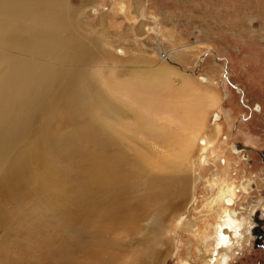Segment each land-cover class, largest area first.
I'll return each mask as SVG.
<instances>
[{
    "label": "rangeland",
    "instance_id": "rangeland-1",
    "mask_svg": "<svg viewBox=\"0 0 264 264\" xmlns=\"http://www.w3.org/2000/svg\"><path fill=\"white\" fill-rule=\"evenodd\" d=\"M63 5L68 11L67 29L51 26L49 22L34 17L31 14L34 6L25 11L0 0V29L9 27L13 41L22 40L25 44L22 51L14 49L17 56L4 51L0 52V57L5 56L8 64L21 66L25 62V50L32 46L30 39L33 35L37 37V43L33 46H37L51 32H59L91 50L92 57L83 65L99 90L102 85V82H98L99 77L107 81L109 74L125 78L134 71H156L150 68L162 66L167 69L168 66L190 78L196 86L210 90L217 96V105L206 107L205 132L213 135L214 141L206 152L200 154L197 148L193 153L187 172V193L182 198L174 196L168 201L161 197L168 210L161 208L156 211L153 203L148 205L145 219H151L155 213L158 217L163 215L161 218L164 219V226L160 228L161 243L155 247L161 253L160 264H184L188 257L191 264H203L206 256L218 248L214 241L216 234L209 232L215 227L216 215L223 204H213L216 212L210 204L222 195L226 185L237 189V198L230 208L249 216L254 222V229L258 226L262 235L258 236L252 230V238L246 241L245 233L236 234L238 242H228L227 246H223L225 253L221 264H264V223H257V220L264 222V160L261 155L264 151V0H64ZM5 61L0 65V78L8 74ZM33 62L39 70L41 65L47 63L49 69L54 67V71H60L56 87L50 95L52 99L71 69L64 63L54 61L48 51ZM173 83L175 86L178 83L176 76ZM158 90L164 98L169 97L166 89ZM107 102L113 107L117 103ZM117 115L118 112L110 113L101 123L111 126L113 135L117 136L121 155L130 161L131 181L152 186L159 170L145 167L136 160L134 134L125 131L119 122L124 118ZM128 116L131 118L130 113ZM57 131L71 135V138L67 135L69 141L65 148L84 144L88 151L99 149L96 148V140L87 134L79 133L78 136V133H70L66 127H58ZM88 131L92 129L89 127L86 133ZM121 131L126 134H121ZM139 136L144 143L151 144L148 137L141 133ZM39 141L42 143L44 137ZM88 142L91 143L88 145ZM236 144L246 147V150L238 149ZM234 148L239 151H233ZM13 150L14 144L5 149L6 159L1 161L0 149V182ZM64 157H55V162L54 156L49 155L51 164L59 168L57 166L56 171L51 170L53 173L47 170L46 180H49L45 190L37 195H27L18 204L20 207L5 196L1 197L5 208L12 213L10 219L13 226L8 228L7 223L4 225L3 219H0V264L52 262L49 261V250H46L49 243L43 238L49 234L51 222L54 221L57 228L61 224L58 225L56 218L49 220L53 216L52 210L42 212L35 210V207L43 197H50L56 174L59 171L61 174L69 172L75 165L70 156ZM83 170L76 165L72 173L81 180ZM247 181H253L255 185L244 193L240 185ZM167 187L173 189V184ZM27 189H30V185ZM149 193L153 195L155 191L151 189ZM50 202L49 198V205ZM120 205L124 207L126 204ZM20 218L23 219L18 225ZM248 224L249 220H246L242 228L245 229ZM97 226L87 227L85 232L88 238L99 228L104 237L116 235L125 243L120 248H114L117 250L112 255L104 257L108 264H111L113 257L128 254L126 247L129 244L125 235H133L125 233L124 226L110 225L107 221ZM140 234L135 233L136 240H140ZM152 235L150 231L141 238L147 240ZM94 240L91 238L89 242Z\"/></svg>",
    "mask_w": 264,
    "mask_h": 264
},
{
    "label": "bare ground",
    "instance_id": "bare-ground-1",
    "mask_svg": "<svg viewBox=\"0 0 264 264\" xmlns=\"http://www.w3.org/2000/svg\"><path fill=\"white\" fill-rule=\"evenodd\" d=\"M63 1L1 0L4 4L25 11L34 6L31 10L34 17L49 22L51 26L67 29L68 11L64 9ZM11 31L9 27L0 29V52L9 51L17 56L14 49L22 51L25 44L22 40L13 41ZM36 43L37 37L33 35L30 39L32 46L25 50V62L21 66L8 64L5 56L0 57V65L5 61L9 68L8 74L0 78L1 161L6 159L5 149L14 144L0 182V219H3L4 225L7 223L8 228L13 226L10 219L12 213L5 208L1 197L5 196L20 207L18 204L27 195H37L45 190L49 180H46L47 170L56 171L58 165L51 164L49 155H53L54 160L55 157L70 156L75 165L69 172L61 174L59 171L56 174L50 197H43L35 207V210L42 212L52 210L53 216L49 220L56 218L58 225L61 224L57 228L56 223L51 222L49 234L43 238L49 243L46 250H49L50 264H108L104 257L112 255L117 250L114 248H120L125 243L116 235L104 237L99 228L92 232L90 238L85 232L88 226L98 227L105 221L110 225H122L125 233L133 235H125L129 244L126 247L128 254L120 252L122 256L113 257L111 264H140L142 261L143 264H160L161 253L155 247L161 243L160 228L164 226V219L163 215L161 218L156 213L151 219H145L148 205L153 203L156 211L161 208L168 210L161 197L168 201L174 196L182 198L187 193V172L193 153L197 148L200 154L206 152L214 141L212 133L209 136L205 132L206 110L217 105V96L210 90L196 86L190 78L168 66L167 69L162 66L149 67L156 71H134L125 78L109 74L107 81L99 77L98 82H102L99 90L83 65L92 57L90 49L59 32H51L37 46H33ZM46 51L54 61L64 63L71 69L52 99L50 95L56 87L60 71H54V67L49 69L47 63L41 65L39 70L33 62ZM175 76L178 79L176 86L173 83ZM158 88L166 89L169 97L164 98L161 92L158 93ZM107 100L111 104L117 101L115 107L109 106ZM115 112H118V118H124L119 122L125 131L134 134L136 160L145 167L158 168L157 180L152 186L131 181L130 161L121 155L117 136L113 135L111 126L101 123L106 115ZM58 127H66L70 133H78V136L79 133L91 136L99 149L88 151L84 144L78 147L69 144L70 147L65 150L69 133L57 131ZM89 127L92 131L86 133ZM120 133L126 134L123 131ZM140 133L148 137L151 144L140 140ZM42 136L44 141L40 143ZM76 165L84 169L81 180L72 173ZM169 184H173V189L167 187ZM29 185L30 189H27ZM151 189L155 191L153 195L149 193ZM236 198L235 187L226 185L222 195L210 204L215 212L216 204L222 203L223 207L216 215L215 227L209 232L216 234L214 241L218 248L206 256L203 264H221L225 253L223 246L228 242H238L236 234L245 233L247 236L250 221L244 229V220L231 216L232 207L229 204L233 205ZM120 203L126 205L122 207ZM150 231L153 235L149 239L141 238ZM136 232L141 233L140 240H136ZM91 238L96 240L89 242ZM205 243L208 244L207 241ZM189 260L188 257L184 264H191Z\"/></svg>",
    "mask_w": 264,
    "mask_h": 264
},
{
    "label": "flooded vegetation",
    "instance_id": "flooded-vegetation-1",
    "mask_svg": "<svg viewBox=\"0 0 264 264\" xmlns=\"http://www.w3.org/2000/svg\"><path fill=\"white\" fill-rule=\"evenodd\" d=\"M257 109H259V107H257ZM233 151H239L238 149H235L234 148V150ZM254 182L253 181H247L246 183H241V185H240V189L242 190V192H244V193H247L248 192V189L250 188V189H253L254 188ZM236 189V188H235ZM236 191H237V189H236ZM219 198V197H218ZM217 198V199H218ZM229 199V198H228ZM216 200V199H215ZM227 200V199H226ZM225 200V201H226ZM233 202V201H232ZM226 203V202H225ZM229 205H232V203H230ZM264 207V206H263ZM230 212H231V216L233 217V218H237V219H239V220H241V221H243L244 220V222H246V220H249L250 221V225L247 227L248 228V231H247V238L245 239L246 241H248L249 239H251L252 238V236L251 235H253L252 233H253V231H252V229L254 228V222L250 219V217L248 216V217H246V216H244V215H241V214H239V212H237L235 209H233V208H231V210H230ZM233 215H236V216H233ZM254 230V229H253Z\"/></svg>",
    "mask_w": 264,
    "mask_h": 264
},
{
    "label": "water",
    "instance_id": "water-1",
    "mask_svg": "<svg viewBox=\"0 0 264 264\" xmlns=\"http://www.w3.org/2000/svg\"><path fill=\"white\" fill-rule=\"evenodd\" d=\"M236 147H237L238 149H245V150H246V147L241 146L240 144H236ZM261 155H262V158H263V160H264V151L261 152ZM257 223H258V225H259V224L264 223V222H263L262 220H257ZM253 231H254L258 236L262 235V233H261V231H260V229H259L258 226H257Z\"/></svg>",
    "mask_w": 264,
    "mask_h": 264
}]
</instances>
